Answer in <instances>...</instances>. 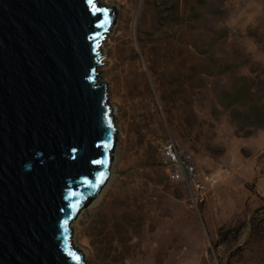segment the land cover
<instances>
[{"label":"rangeland","instance_id":"obj_1","mask_svg":"<svg viewBox=\"0 0 264 264\" xmlns=\"http://www.w3.org/2000/svg\"><path fill=\"white\" fill-rule=\"evenodd\" d=\"M102 5L117 161L74 244L88 264H264V0ZM168 141L192 154L202 203L166 177Z\"/></svg>","mask_w":264,"mask_h":264},{"label":"water","instance_id":"obj_2","mask_svg":"<svg viewBox=\"0 0 264 264\" xmlns=\"http://www.w3.org/2000/svg\"><path fill=\"white\" fill-rule=\"evenodd\" d=\"M107 0H0V264H88L73 225L117 161Z\"/></svg>","mask_w":264,"mask_h":264},{"label":"built area","instance_id":"obj_3","mask_svg":"<svg viewBox=\"0 0 264 264\" xmlns=\"http://www.w3.org/2000/svg\"><path fill=\"white\" fill-rule=\"evenodd\" d=\"M159 156L168 180L188 185L191 190L192 203L194 205L202 203L205 187L198 181L192 154L189 151L181 150L173 141H168L160 145Z\"/></svg>","mask_w":264,"mask_h":264},{"label":"trees","instance_id":"obj_4","mask_svg":"<svg viewBox=\"0 0 264 264\" xmlns=\"http://www.w3.org/2000/svg\"><path fill=\"white\" fill-rule=\"evenodd\" d=\"M241 227H242V226H238V227H236V228H234V229H232V230H228V232H225V233H223V234H220V237H222V236H224V235H226V234H234V237H236L237 234H238V232L240 231Z\"/></svg>","mask_w":264,"mask_h":264},{"label":"bare ground","instance_id":"obj_5","mask_svg":"<svg viewBox=\"0 0 264 264\" xmlns=\"http://www.w3.org/2000/svg\"><path fill=\"white\" fill-rule=\"evenodd\" d=\"M84 254V253H83ZM84 257H85V255H84ZM85 259H86V257H85Z\"/></svg>","mask_w":264,"mask_h":264}]
</instances>
